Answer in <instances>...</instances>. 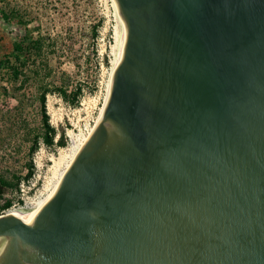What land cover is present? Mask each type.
Returning <instances> with one entry per match:
<instances>
[{"label":"water","instance_id":"water-1","mask_svg":"<svg viewBox=\"0 0 264 264\" xmlns=\"http://www.w3.org/2000/svg\"><path fill=\"white\" fill-rule=\"evenodd\" d=\"M96 130L0 264H264V0H113Z\"/></svg>","mask_w":264,"mask_h":264},{"label":"rangeland","instance_id":"rangeland-1","mask_svg":"<svg viewBox=\"0 0 264 264\" xmlns=\"http://www.w3.org/2000/svg\"><path fill=\"white\" fill-rule=\"evenodd\" d=\"M117 27L113 0H0V59L10 55L22 38L38 33L57 37L42 83L29 82L16 91L6 71H0V179L19 184L27 178L29 166L34 169L33 161L43 165L32 207L45 199L56 160L63 158L61 173L74 148L99 121L116 62ZM44 90L45 112L55 132L50 146L42 141L45 128L39 96ZM14 96L21 99L19 106ZM61 133L65 147L56 145ZM34 140L37 147L31 152ZM17 192L18 185L5 197L11 205L17 202Z\"/></svg>","mask_w":264,"mask_h":264},{"label":"trees","instance_id":"trees-1","mask_svg":"<svg viewBox=\"0 0 264 264\" xmlns=\"http://www.w3.org/2000/svg\"><path fill=\"white\" fill-rule=\"evenodd\" d=\"M57 37L43 36L38 33L35 37L22 38L14 44L10 55H4L0 59V71H6L10 85L14 86V90H21L27 83L32 82L35 84L42 83V78L45 71L49 69L48 53L55 47ZM4 90V89H3ZM45 91L41 92L39 102L42 110V122L45 128L43 136V143L46 146L53 144L54 129L48 123V117L45 112ZM6 93V91L4 90ZM62 98H66L64 91H61ZM18 106L21 104V99L14 96ZM58 147L66 146V138L63 133L60 134L56 142ZM37 147V140H34L30 151L33 152ZM32 174L31 166H29L26 177ZM18 184H11L5 180L0 179V201L4 203L0 205V212L11 206V200L5 198L7 194L17 189Z\"/></svg>","mask_w":264,"mask_h":264},{"label":"bare ground","instance_id":"bare-ground-1","mask_svg":"<svg viewBox=\"0 0 264 264\" xmlns=\"http://www.w3.org/2000/svg\"><path fill=\"white\" fill-rule=\"evenodd\" d=\"M113 5H114V2H113ZM114 8H115V5H114ZM115 12H116L117 21H118V27H117V30H116V33H115V37H114L115 38L114 52H115V61L116 62H115L114 70H113V75H114V72L116 70V67L118 65V62H119V59H120V56H121V47H122V44H121V29H120V23H119V18H118V13L116 11V8H115ZM113 75H112V77H113ZM109 87H110V85H109ZM108 90H109V88H108ZM98 122L96 124L95 129L91 133V135L87 139H85V141H83V142L80 141L78 147L74 148V151H72V153H71V160H70L71 162L68 161L65 164V168H64V170L61 173L58 172V167H60V165L63 163V161H62L63 158L61 156V159L56 160V164H55L56 166H55V168H53L54 169L53 177H52V179H51V181L49 183V186H47L45 188L46 189V191H45V193H46L45 194L46 195L45 199H42V200L36 202L35 206H34L35 208L31 207V210H29L28 212H39V210L42 207V205L44 204V202L54 193V191L56 190V188L58 187V185L60 184V182L64 178L65 174L68 172L69 168L74 163V161L77 158L78 154L81 152V150L83 149L85 144L88 142V140L91 138L92 134L96 130ZM61 166H63V165H61ZM57 181H59V182H57ZM14 213L15 212H11V215L14 214Z\"/></svg>","mask_w":264,"mask_h":264},{"label":"built area","instance_id":"built-area-1","mask_svg":"<svg viewBox=\"0 0 264 264\" xmlns=\"http://www.w3.org/2000/svg\"><path fill=\"white\" fill-rule=\"evenodd\" d=\"M34 162V169L30 177L23 179L18 184L17 202L13 203L9 208L0 212V216L11 215V212H28L33 205V196L39 189V184L42 182L43 165Z\"/></svg>","mask_w":264,"mask_h":264}]
</instances>
